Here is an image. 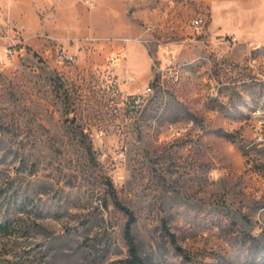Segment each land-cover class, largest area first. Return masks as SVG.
<instances>
[{
    "label": "rangeland",
    "instance_id": "374dc122",
    "mask_svg": "<svg viewBox=\"0 0 264 264\" xmlns=\"http://www.w3.org/2000/svg\"><path fill=\"white\" fill-rule=\"evenodd\" d=\"M114 194L147 264H264V0H0V264H123Z\"/></svg>",
    "mask_w": 264,
    "mask_h": 264
},
{
    "label": "trees",
    "instance_id": "16d2710c",
    "mask_svg": "<svg viewBox=\"0 0 264 264\" xmlns=\"http://www.w3.org/2000/svg\"><path fill=\"white\" fill-rule=\"evenodd\" d=\"M114 203L115 205L124 213L127 217V221L125 224V242L128 248V256L124 260L123 264H147L145 259L141 256L139 246L137 244L136 238L133 233V225L136 222V216L133 210H131L128 206L123 204L117 196L114 194ZM172 241L176 245V238L172 236Z\"/></svg>",
    "mask_w": 264,
    "mask_h": 264
},
{
    "label": "built area",
    "instance_id": "2783aa9c",
    "mask_svg": "<svg viewBox=\"0 0 264 264\" xmlns=\"http://www.w3.org/2000/svg\"><path fill=\"white\" fill-rule=\"evenodd\" d=\"M84 2H85L86 4H88V5H93V4H94V0H84ZM195 23H196V24H199V21L196 20ZM71 59H72V58H71Z\"/></svg>",
    "mask_w": 264,
    "mask_h": 264
},
{
    "label": "crops",
    "instance_id": "0c3cea01",
    "mask_svg": "<svg viewBox=\"0 0 264 264\" xmlns=\"http://www.w3.org/2000/svg\"><path fill=\"white\" fill-rule=\"evenodd\" d=\"M128 56H130V53L128 54ZM129 60H130V64H131L132 61H131V58L130 57H129Z\"/></svg>",
    "mask_w": 264,
    "mask_h": 264
}]
</instances>
